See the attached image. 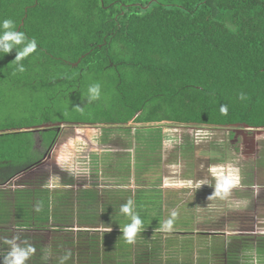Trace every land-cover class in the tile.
<instances>
[{"label": "trees", "instance_id": "obj_1", "mask_svg": "<svg viewBox=\"0 0 264 264\" xmlns=\"http://www.w3.org/2000/svg\"><path fill=\"white\" fill-rule=\"evenodd\" d=\"M3 19H11L25 41L8 54L0 51V109L8 107L0 111V186L40 164L36 133L45 149L53 146L56 127L24 131L43 124L121 125L134 119L139 125L264 130V0H0ZM32 40L36 50L17 62L16 52ZM96 84L99 97L92 100L89 88ZM91 191L89 208H100L98 193ZM18 193L22 204L24 196H33ZM57 200L64 208L70 198ZM43 204L44 224L50 216L67 221ZM15 216L30 225L21 212ZM87 220L96 229L94 218ZM143 230L134 240L146 239ZM116 235L123 242L108 247L112 253L127 259L135 253L139 264L160 263L159 248L134 246L123 231ZM110 237L81 231L75 245H63L78 249V264H100L96 242ZM63 257L55 264H72Z\"/></svg>", "mask_w": 264, "mask_h": 264}, {"label": "rangeland", "instance_id": "obj_2", "mask_svg": "<svg viewBox=\"0 0 264 264\" xmlns=\"http://www.w3.org/2000/svg\"><path fill=\"white\" fill-rule=\"evenodd\" d=\"M6 109H8L7 106L0 111ZM73 117L74 115L71 118ZM47 126L55 128L50 124ZM59 127L60 130L56 135L55 143L49 152L51 156L45 157L46 150L42 146L41 135L35 134L33 150L38 153L36 158L39 157L40 164L12 181V187H27L30 184L31 188H36L42 186L46 180L57 177L56 179L59 178V182L64 185V192L67 194L74 192L75 189L80 192L81 188L84 187L88 188V191H98L100 193L98 197L101 201L100 208L86 207V209L93 211L77 215L75 219L76 222H80V220L85 221L88 218H94L97 226L107 228L130 224L128 220L132 222L131 216L120 215L119 210L122 203L119 200L127 201L129 197L126 194L129 193L131 199L134 194L135 196L142 195L144 201L140 202L136 198L132 201L131 207H133L134 214L140 213L138 216L142 221L141 231L143 232V229L148 230L146 235H143L144 237L147 239L173 240L176 231H189L193 234L182 235L178 239L191 240L193 237L212 239L215 243V250L218 249V251L225 243L226 249L222 252L226 251L227 253L218 256L217 262L213 264H228L231 260H226L227 254L232 257V263L239 262L240 257L242 261L243 255H239L242 253L240 249L245 253L251 252L250 246H254V240L260 238V235H256V230L262 228L258 225L264 219V191L259 188V185L264 184V162L260 161L261 157L264 156V131H261L262 133L258 131L242 133V129L237 128L186 127L169 123L139 125L134 119L121 125H82L65 122ZM184 137L192 140L187 139L186 143L183 144L188 149V153H184L185 149L183 148L181 152L179 148L176 149ZM88 139L92 144L91 147L95 150L92 153L89 149L88 154L92 156L91 158H93L94 153L102 152L98 156L99 158L102 157L103 162V165L100 164V169L95 164L93 166H81L78 163L80 160L75 154L76 152L79 154L80 151L79 149L76 151L78 148L76 145L77 143L89 144ZM54 149L58 152L59 159L52 156ZM104 151L108 154H104ZM215 160H222V162H213ZM257 164L258 171L255 176L259 185L258 188L255 187L253 195H250L243 186L246 179L249 180L252 168ZM210 169L215 171H210ZM96 173L97 177H95ZM206 175L213 176L218 182L229 179L234 186H230L227 191L220 190L217 193V188L211 189L212 183L207 181ZM186 179L191 182L189 181L188 184L184 185L177 183ZM200 181L202 183H198ZM160 187L175 190L183 189V187L189 188L192 191L188 194L193 197L188 194L184 198L182 197L175 207V216H173V207L169 202L172 196L169 195L168 198V194L163 195L162 191L150 190L149 192V189ZM195 190H206L203 196L200 195L202 198H206V202L204 200L201 203L197 202V199L195 200L197 195L203 193L199 192L195 195ZM133 192L134 194H132ZM81 194H86V192H81ZM62 195L64 196V194ZM10 196L12 197V195ZM245 197L252 199L246 200ZM175 200L177 201V197ZM193 201L197 206H195L196 209L192 208L194 210H191L188 205H191ZM254 201L258 209L251 208ZM39 205V210H42L41 203ZM137 205L144 207L138 208ZM158 207L159 209H157ZM165 207H167V211H170V214L165 213ZM36 209L35 207H27L28 216L35 217L38 214V212L35 213ZM55 209L53 205L50 210L53 216ZM256 210H258V214ZM3 217L9 219V215ZM63 217L68 219V215ZM71 217L73 215L70 214L69 218ZM168 220H172V226L170 230L166 231L163 226ZM73 225L72 220H69V222L61 224L60 231L55 230L52 226H48V230L34 228L18 231L13 225L4 228L0 234L8 240L17 241V246L20 248L31 246L35 249V256L30 254L24 264L31 262L34 264L37 262V264H54V256L57 257V253H60L56 251L57 245H61V242L62 244L64 242L69 244L70 238H74L76 234L71 233V231H63V229L71 228ZM161 228L163 229L161 230ZM173 229L176 231H172ZM172 232L173 235H171ZM236 232L244 236L232 237ZM160 233H165V235L162 236ZM235 238H245L241 247L232 242V239ZM175 239V242L179 241L177 238ZM112 240L114 239L110 237L109 241ZM38 241L44 246L39 248V250L42 249L44 257L37 256L38 247H34V243ZM218 242L221 246L217 244ZM24 244L26 246H23ZM59 249V251L64 252L63 258L68 260V253L73 249L68 245ZM177 249L182 250L183 248ZM174 255L180 257L178 251ZM252 255L254 256V254ZM114 256L117 257V255ZM164 256V254L160 255L161 258ZM254 261L258 262V258Z\"/></svg>", "mask_w": 264, "mask_h": 264}, {"label": "crops", "instance_id": "obj_3", "mask_svg": "<svg viewBox=\"0 0 264 264\" xmlns=\"http://www.w3.org/2000/svg\"><path fill=\"white\" fill-rule=\"evenodd\" d=\"M74 124H78V123H74ZM185 129H188V128H185ZM59 130L60 129H58V131ZM187 139H189V141H192L190 138L184 137V139L181 141V144H179L176 149L179 148V150L181 152V149L183 148V149H185L184 153H188L187 152L188 149L183 145L184 143H186L185 141H187ZM41 142H42V140H41ZM88 143L89 144L77 143L76 146H78V148L76 151H78V149H79L80 152H79V154H77V152H76V154L75 153L74 154L80 160L78 163L81 166H88V165L93 166V164H95L100 169V166H101L100 164L103 165V162H102V157L99 158L98 156H99V154H102V152L99 154L97 152L94 153L93 158H91L92 156H90L88 154L89 149H91L90 152H92V153L95 150H93V148L91 147L92 144H91L89 139H88ZM52 147L53 146L45 149L46 150L45 157H47L48 155L51 156V153H49V152H50V149H52ZM118 150H120V149H118ZM190 152H191V150H190ZM192 152H194V151L192 150ZM104 154H108V152L106 153V151H104ZM52 156L55 158H58V152L55 151V149L53 150ZM260 161H261V159H260ZM211 165L214 166V164H211ZM148 168H149V166H148ZM252 171H254V172L252 173ZM257 171H258L257 166L252 168V170L250 172L251 174L249 175V180L246 179V182L244 183L245 185L243 186V187H245L244 190L248 191V193L250 195H253V191H254L255 187L258 188V185H259L257 183L258 179L255 176L257 174ZM78 172H80V171H78ZM97 173H98V171H97ZM97 173L95 174V177H97L96 176ZM210 175H212V174H210ZM70 176H71V174H70ZM18 177H20V176H17L16 178H18ZM16 178L12 179L7 184L0 186V215L2 217L4 215H9V219L4 218V217L2 219L0 218V233L4 228H6L8 226H13V225H14V227H16V229L18 231H21V230L27 231V230H32L34 228L48 230V226H52L53 228H55V230L60 231L61 224H65V223H67V221L69 222V220H72L74 225L71 228H73V229H63V231L74 232V233H76L75 237H76L77 233H79L81 231H84V232L92 231V232H99L101 236H104L106 234L108 236L111 235L112 238L114 239L112 241H109V238H108V239H105L102 241L99 240L98 242H96V246H99L98 257H99V259H101L100 264H129L127 261H129V262L133 261V263H130V264H139V262L137 261V256L135 255V253H131L132 255L130 257L128 256L129 257L128 259L122 258L121 256H117L115 258V256H114V255H116L115 252L112 253L110 250H108V247L122 245L123 241L119 240V237H117V235L115 236V234L123 231L124 228L122 226L121 227L120 226L119 227H112V228L111 227L107 228V227L97 226V227H93L96 229H90L91 226H89L86 223V221H88V220H85V221L80 220V222H76L75 216L77 217V215L84 214L85 212L90 210V209H86V207L89 208V206H88L89 202H88V200H86V194H81V192L88 191V188H86V187L81 188L80 192H77V189H75L74 192L73 191L68 192V195L70 198L69 204H66L64 206V208L63 207L60 208V207H58L59 205L57 204V201H59V200H57V199L62 197L63 196L62 194H64V196H65V195H67V193L64 192V188H63L64 185H62L61 182H59V178L56 179L57 177L56 178L54 177V178H52V180L48 179V181L46 180L42 184V186H38L36 188H31L29 186L30 184L27 187L26 186H21V187L14 186V187H12L11 183H12V181H15ZM80 178H82V177H80ZM99 178H100V176L98 177V179ZM206 179L208 182L212 183L211 189L215 190L217 188L218 180L215 179L213 176H209V175H206ZM182 181H184V182H182ZM189 181L190 180L186 179V180H181V181H178V182L176 181V182L181 183V184L183 183V185H184V184H188ZM204 181H206V180H204ZM198 183H202V182L200 181ZM259 188L264 191V184L259 185ZM69 190H71V188H69ZM150 190H155L156 192L162 191L163 195L168 194V196H167L168 198L170 196H172L169 199V202L172 204V207H173L172 214L175 213V207L179 204V201L182 199V197L184 198V196H187L186 194H188V192L190 194L192 191L189 188H184V187H183V189H180V190H175L172 188H166L165 189V188H161V187L158 189H156V188L149 189V192H150ZM188 190H190V191H188ZM19 191L24 193V194L33 193L32 194L33 196H29V195L24 196L25 197L23 199L24 206H23L22 202L19 200V196H17L19 194L18 193ZM44 191H46V192L51 191L50 196H45L46 193H44ZM165 191H166V193H165ZM195 191H196L195 195L199 194V192H203L202 194L197 195L195 197V200L197 199V202L199 201L201 203L204 200L206 202V198L201 197L204 195L206 190H203V191L195 190ZM27 192H29V193H27ZM96 192L98 193V195L100 194L98 191H96ZM134 192L132 194H134ZM129 194H126L127 197H129V199H127V201L126 200L125 201L119 200L122 203V205L126 204L129 200H131V201L135 200V194H134V196H132V199H131ZM10 195H12V197ZM189 196L193 197L192 195H189ZM21 197H23V196H21ZM175 197H177V201L175 200ZM168 198H166V199H168ZM245 198H246V200H250L251 197H245ZM44 201H46V203H48V207L50 210H51L52 206L54 205L55 208L60 211L61 215H64L63 213H66L65 215L70 216V214H71V215H73V217H71V218L68 217L67 221L61 222L60 219L56 220V218H52L50 216L51 222L49 224H44V222H43L44 215H45V210H43L44 209V204H43ZM40 202H42V205H41L42 210L41 211L38 208V205L40 204ZM194 203L195 202L193 201V203L191 205H188L191 208V210H194L192 208L196 209L195 206H197V204L195 205ZM20 204H22V206ZM19 207H22L23 210L19 211ZM27 207L37 208L35 210V213L38 212V214L35 217H33V216L29 217L28 212H27ZM251 208L258 209L255 201H254L253 206H251ZM157 209H159V207ZM165 209H166L165 213L170 214V211H167V207H165ZM43 211H44V213H43ZM256 211L258 214V210H256ZM19 212L22 213V217H25L26 221L30 222V225H28V226L21 225V223L19 222V218H16V216H15V215H18ZM123 214L124 213H122L120 211V215H123ZM62 221H63V219H62ZM258 226L262 227L261 229L256 230V232H257L256 235H260L259 236L260 238L257 240L256 239L254 240L255 241L253 243L254 246H250V248L252 249V251H251L252 253L251 252L245 253V252H243L242 249H240V252H242V253H240L239 255H243L242 261H241V257L239 256L240 261L234 262V263H232V257L231 256L229 257L227 254L226 260L227 259L231 260V261H229L228 264H264V219L259 223ZM162 229L163 228H161V230ZM172 231H175V229H173ZM160 234L162 236L165 235V233H160ZM188 234L192 235L193 233L192 232L190 233L189 231H182V232L176 231L175 232V235H178V236H182V235L188 236ZM235 234L232 235V237L233 236L234 237L244 236L243 234H241L239 232H236ZM171 235H173V232L171 233ZM0 236H1L0 237V264H3L4 259H5V257L8 256V253L11 251L13 244H15L17 246V241H15V240L13 241L12 239L8 240L2 234H0ZM157 237H160V236L157 235ZM74 238H72V239L70 238L71 242L69 244L75 245L76 239H74ZM243 239H245V238H242V239L241 238H235V239H232V242L235 245H238V246L240 245V247H241V243H242ZM178 240H179L178 242H175L176 241L175 238H173V240L172 239L168 240V239H164V238H163V240L152 239V238H149V239L142 238L141 240H137V239L134 240L133 245L136 246V245L141 244V247L142 246L149 247L150 249L156 248V250L158 248H161L159 251L158 250L156 251L157 255L159 256L160 263H154V261L149 260V261H146L145 263H142V264H213L214 262L215 263L217 262V260L219 258L218 256H221L222 253H225V254L227 253L226 251L222 252V250L226 249L225 243L222 247L220 242H218L217 244L219 246H221V249H220V251H218V249L215 250V243L213 242L212 239L211 240L197 239L196 237H193L191 240L190 239H182V240L178 239ZM6 241H12L13 244L6 243ZM226 242H227V240H226ZM23 246H26V244H24ZM35 246L38 247V251L36 250L37 256L39 257L41 255V257H44L42 249L39 250V248L44 247L40 244V241H38L37 243H34V247ZM63 246H65V245H63L61 242V245H59V246L57 245L56 251L60 252L59 248L63 247ZM90 246H92L91 243H90ZM168 248L171 250H169ZM176 248H183V249L182 250H179V249L176 250ZM72 249H73V251L70 250V252L68 253V256H69L68 260L72 264H78L79 260L77 258L79 257L80 252L78 251L77 248H72ZM107 250L109 252L106 254ZM177 251L180 254V257H176L174 255V253ZM232 252L235 253V251H232ZM63 253H62V255H63ZM118 253H120V249L117 250V254ZM31 254L33 256H35L34 252H32ZM89 254H91V253H89ZM161 254L165 255L164 258L160 257ZM252 254H254V256ZM54 257H55V259H54V264H55V262L56 263L59 262V259L62 256L60 255V253L59 254L57 253V257L56 256H54ZM256 258H258V262L254 261V259H256ZM30 264H34V263L31 262Z\"/></svg>", "mask_w": 264, "mask_h": 264}, {"label": "clouds", "instance_id": "obj_4", "mask_svg": "<svg viewBox=\"0 0 264 264\" xmlns=\"http://www.w3.org/2000/svg\"><path fill=\"white\" fill-rule=\"evenodd\" d=\"M15 25L11 19H3L0 21V29H3L2 35H0V51L5 54L10 53L15 45H20L24 43L25 37L23 33L14 31ZM36 50V42L32 40L28 42L25 47L16 52L15 60L18 62L23 59L26 55L34 52ZM24 66L18 64L17 71L23 72ZM99 84L93 85L89 88L90 99L94 100L99 97ZM222 112H226V108H221ZM264 131V130H263ZM210 171H215L210 169ZM230 186H234L232 181L229 179H223L217 184V193L220 190L227 191ZM132 201L129 200L126 204L121 206L120 211L126 215L131 216V223L126 225L123 229V235L126 238L128 243L134 242V237L138 231L141 230L142 221L138 215L134 214L132 211ZM175 216V213L172 214ZM172 226V220H168L164 223V229L170 230ZM6 243L13 244L12 241H6ZM35 249L31 246L27 248H20L13 244L11 251L8 253V256L5 257L3 264H24V261L29 257V255L34 252Z\"/></svg>", "mask_w": 264, "mask_h": 264}, {"label": "water", "instance_id": "obj_5", "mask_svg": "<svg viewBox=\"0 0 264 264\" xmlns=\"http://www.w3.org/2000/svg\"><path fill=\"white\" fill-rule=\"evenodd\" d=\"M59 125L60 124H62V123H58ZM58 124H55V125H52V126H54V127H56L57 129H60V127H59V125ZM48 128H50V126H47V125H45V124H43V125H40V126H38V127H32V128H27V129H25L24 131H39V130H44V129H48ZM245 131H258V132H261V131H263V130H254V129H251V128H249V127H244V128H242V133L244 132L245 133ZM262 133V132H261Z\"/></svg>", "mask_w": 264, "mask_h": 264}]
</instances>
